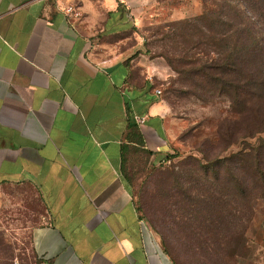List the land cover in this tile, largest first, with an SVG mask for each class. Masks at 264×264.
Masks as SVG:
<instances>
[{"label":"crops","instance_id":"0c3cea01","mask_svg":"<svg viewBox=\"0 0 264 264\" xmlns=\"http://www.w3.org/2000/svg\"><path fill=\"white\" fill-rule=\"evenodd\" d=\"M134 25L129 0H0V230L30 234L24 264H177L125 172L172 151Z\"/></svg>","mask_w":264,"mask_h":264},{"label":"rangeland","instance_id":"374dc122","mask_svg":"<svg viewBox=\"0 0 264 264\" xmlns=\"http://www.w3.org/2000/svg\"><path fill=\"white\" fill-rule=\"evenodd\" d=\"M129 2L134 29L159 63L158 86L169 109L172 147L161 159L134 148L126 152L125 172L139 208L177 264H264V200L228 195L233 185L214 177L225 174L216 158L231 164L260 136L239 137L243 122L218 90L221 82L197 71L205 70L211 51L186 31L187 23L204 12V2ZM237 165L231 164L236 176ZM29 247L28 232L0 230V264H24Z\"/></svg>","mask_w":264,"mask_h":264},{"label":"trees","instance_id":"16d2710c","mask_svg":"<svg viewBox=\"0 0 264 264\" xmlns=\"http://www.w3.org/2000/svg\"><path fill=\"white\" fill-rule=\"evenodd\" d=\"M202 1L205 10L187 23L186 36L205 44L213 56L204 64L205 70L197 71L221 82L218 90L243 122L239 137L260 136L256 146H245L233 157L231 164H238L240 174L233 175L226 158H216L225 174L220 171L214 177L233 185L228 195L264 200V0Z\"/></svg>","mask_w":264,"mask_h":264},{"label":"built area","instance_id":"2783aa9c","mask_svg":"<svg viewBox=\"0 0 264 264\" xmlns=\"http://www.w3.org/2000/svg\"><path fill=\"white\" fill-rule=\"evenodd\" d=\"M66 9V11L68 12V13H70V14H73V13H75V11H76V8L74 7V6H68L67 8H65ZM157 93L158 94H161V90L160 89H158L157 90Z\"/></svg>","mask_w":264,"mask_h":264}]
</instances>
